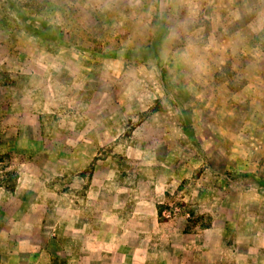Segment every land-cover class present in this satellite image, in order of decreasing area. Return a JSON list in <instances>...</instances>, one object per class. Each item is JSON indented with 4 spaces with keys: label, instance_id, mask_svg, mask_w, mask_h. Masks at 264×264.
<instances>
[{
    "label": "rangeland",
    "instance_id": "obj_1",
    "mask_svg": "<svg viewBox=\"0 0 264 264\" xmlns=\"http://www.w3.org/2000/svg\"><path fill=\"white\" fill-rule=\"evenodd\" d=\"M216 221L264 258V0H0V264H195Z\"/></svg>",
    "mask_w": 264,
    "mask_h": 264
},
{
    "label": "crops",
    "instance_id": "obj_2",
    "mask_svg": "<svg viewBox=\"0 0 264 264\" xmlns=\"http://www.w3.org/2000/svg\"><path fill=\"white\" fill-rule=\"evenodd\" d=\"M147 11H148L147 7H145L144 12L147 13ZM140 18L141 17L139 16V19ZM8 96H9L8 94L4 95L3 100L6 101ZM14 105L15 106L10 107L11 110H13L14 108H16V109L18 108L17 104H14ZM19 106H21V105L19 104ZM11 110L8 109L9 112ZM19 110H20V116L19 117L12 116V114H8L5 117V120H6L5 122L8 124L13 123L16 126V129L19 128V125L21 126V125L27 123L28 119L30 118V111H29V109H27V107L25 108V106L22 105ZM16 111L17 110H15L14 112H16ZM24 186H25V183H23V181L20 183L17 182V184H16L17 188L18 187H24ZM14 201L16 203V207L18 210L21 208V206L24 209L28 206V201H24V200H20V199H16ZM219 226H220L219 222L216 221V223L213 224V226L210 229H206V231H209V238H203L200 236V240L197 241V243H198L197 246L194 247L196 249V250H194V253L196 254V256L198 253V256H199V258L197 257L198 261L195 264H221V256H222L223 246L220 245V239H218V238L219 237L221 238V236L223 235V232H222L223 230H220ZM261 233H262V235H264V231H262ZM0 242H3V240H0ZM259 249H261L262 252H264V239H263L261 245L259 246ZM195 251H197V252H195ZM241 254L236 255L233 258L234 260H232L230 264H250L249 260L251 257L247 254H245V255H243V254L241 255ZM248 254H250V252H248ZM230 255L232 256V253H230ZM258 260H259L258 264H260L261 262H262L261 264H264V258H258Z\"/></svg>",
    "mask_w": 264,
    "mask_h": 264
}]
</instances>
